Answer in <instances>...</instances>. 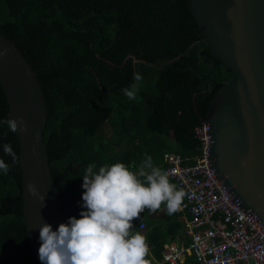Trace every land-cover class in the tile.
Returning a JSON list of instances; mask_svg holds the SVG:
<instances>
[{"label": "trees", "instance_id": "trees-1", "mask_svg": "<svg viewBox=\"0 0 264 264\" xmlns=\"http://www.w3.org/2000/svg\"><path fill=\"white\" fill-rule=\"evenodd\" d=\"M0 34L16 45L43 88L44 140L63 203L82 200L80 176L89 163L97 169L118 163L128 151L134 172L145 154L161 170L171 152L192 164L202 148L195 129L234 75L211 53L187 0H0ZM134 72L142 81L129 100L121 89L134 83ZM9 115L0 84V118ZM2 143H10L18 159L13 163L0 148L9 164L8 173H0V264H40L24 218L17 134L0 128ZM81 204L65 222L79 217ZM182 217L179 210L168 215L162 204L133 219V230L147 240V264L185 237ZM185 264L198 263L188 258Z\"/></svg>", "mask_w": 264, "mask_h": 264}, {"label": "water", "instance_id": "water-1", "mask_svg": "<svg viewBox=\"0 0 264 264\" xmlns=\"http://www.w3.org/2000/svg\"><path fill=\"white\" fill-rule=\"evenodd\" d=\"M211 53L234 72L213 98L202 123L211 137L209 160L241 207L264 224V0H187ZM0 84L11 115L24 118L20 144L24 218L38 259L39 230H55L66 213L53 180L44 131L47 107L37 73L0 34ZM130 167L131 151L120 161ZM35 189V194L30 189ZM41 264V262L39 261Z\"/></svg>", "mask_w": 264, "mask_h": 264}, {"label": "clouds", "instance_id": "clouds-1", "mask_svg": "<svg viewBox=\"0 0 264 264\" xmlns=\"http://www.w3.org/2000/svg\"><path fill=\"white\" fill-rule=\"evenodd\" d=\"M5 54L6 50L0 52ZM133 80L121 89L129 100L136 99L141 74L134 72ZM4 127L14 134L27 131L24 118L12 115L0 118V128ZM0 148L13 163L17 161L10 143H2ZM8 171L9 164L0 158V173ZM80 177L85 191L79 217H69L55 230L50 224L40 226L37 253L41 264H147V240L133 230V219L145 208L154 212L162 204L168 215L173 214L185 196L183 189L171 183L167 171L155 166L147 154L135 172L121 162L98 169L89 163Z\"/></svg>", "mask_w": 264, "mask_h": 264}, {"label": "built area", "instance_id": "built-area-1", "mask_svg": "<svg viewBox=\"0 0 264 264\" xmlns=\"http://www.w3.org/2000/svg\"><path fill=\"white\" fill-rule=\"evenodd\" d=\"M195 135L202 148L192 164H185L189 159L179 153L164 155L163 171L185 192L178 209L185 237L167 243L155 264H185L188 258L198 264H264V224L246 212L217 177L209 160L208 125L202 123ZM145 229L141 224L140 230Z\"/></svg>", "mask_w": 264, "mask_h": 264}, {"label": "rangeland", "instance_id": "rangeland-1", "mask_svg": "<svg viewBox=\"0 0 264 264\" xmlns=\"http://www.w3.org/2000/svg\"><path fill=\"white\" fill-rule=\"evenodd\" d=\"M82 200H72V201H69V202H66V203H63L64 204V208L65 210L66 209H69V208H74L75 206H77Z\"/></svg>", "mask_w": 264, "mask_h": 264}]
</instances>
